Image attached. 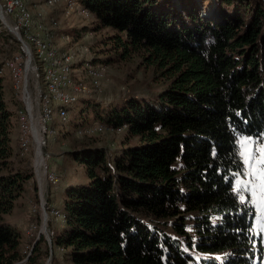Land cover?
Returning a JSON list of instances; mask_svg holds the SVG:
<instances>
[{
    "label": "trees",
    "instance_id": "16d2710c",
    "mask_svg": "<svg viewBox=\"0 0 264 264\" xmlns=\"http://www.w3.org/2000/svg\"><path fill=\"white\" fill-rule=\"evenodd\" d=\"M76 2L170 82L153 102L101 105L94 88L61 105L65 121L69 105L86 101L97 120L80 129H126L141 144L112 155L105 146L66 152L83 163L89 183L64 191L53 245L72 264H261L253 207L234 189L244 169L238 137L264 134V0H217L211 16L194 4L173 10L169 0ZM45 27L53 41L54 27ZM12 115L0 74V264L21 260V233L3 215L32 177L11 165Z\"/></svg>",
    "mask_w": 264,
    "mask_h": 264
},
{
    "label": "rangeland",
    "instance_id": "374dc122",
    "mask_svg": "<svg viewBox=\"0 0 264 264\" xmlns=\"http://www.w3.org/2000/svg\"><path fill=\"white\" fill-rule=\"evenodd\" d=\"M29 1V13L33 21V27L30 28L31 32L34 36L41 35L48 32L45 25L47 27H54V39L52 38L53 41H51L49 35V40L61 52L71 56V74L74 78L85 79L83 81L89 83L87 70L91 67H99L100 74L97 77V93L92 97L97 102H100L101 105L117 104L130 98L153 102L158 93L169 84L170 80L162 75V73L160 74L156 66L145 59L146 53L144 51H126L122 49L118 46L116 38L118 33L110 28L99 26L93 21L92 15L89 16V13L88 15H84L74 12L77 11L78 7L68 13L64 7V12L62 13V8L58 5L62 0H55L59 2L52 4L47 3V0ZM169 2H171L173 10L179 12L186 10L187 6L193 4L195 6L193 8L196 11L200 8V11L203 10L207 16L215 15L217 8L220 10L217 0H169ZM65 6H67L66 3ZM227 7L229 9L231 5ZM184 13H182L183 17ZM39 20L45 25L39 22ZM84 26L89 28L88 31L82 30ZM2 27L5 30L0 33V65L2 68L0 74L4 85V97L13 114L11 117L13 124L11 126H14L11 131V144L13 148V156L10 159L11 165L15 169H22L32 174L22 195L16 200L12 210L3 215V220L15 226L21 233L19 248L21 260L17 264H27L30 255L35 259L33 264H72L65 257V251L54 246L52 241L54 233L63 225L64 191L70 186L87 185L89 179L83 163L74 160L71 154L66 152L68 150H78L83 146H105L112 155L119 147L139 145L141 141L138 136L129 135L126 129L115 133L107 131L104 128H98L100 127L99 124L97 126L93 125V128L89 126L88 129H80L79 127L88 121L97 120L95 114L90 109L85 108L86 101L83 103L78 101L69 105L67 107L68 116L65 121L61 120L58 113V109L62 106L59 105L57 107L56 104H52L48 125H46L47 123H43L53 133L49 132L47 128L45 137L41 141L39 140V142L41 150L49 151L52 154V159H56V162H50V166L57 169L61 177L58 185L49 186L46 182H42L41 195L43 198L41 199L38 183L36 182L38 180V171L35 170V157L30 156L34 152L31 148L24 156L19 154V120L17 111L20 108L22 109V104L19 93L14 89L11 73L4 66L16 54L23 56V46L22 52H19L20 45L18 47L13 42L14 38L18 40L16 33L11 32L3 24ZM35 28L38 29L36 33ZM31 50V57L27 58L26 64V68H30V75L27 72L29 83L31 85L33 82L36 83L38 78L42 88H45L43 77L44 64L37 58V46L34 42H31ZM12 53L15 54L10 57ZM25 59L26 55L22 60ZM77 131H81L80 133H84L85 136L78 135ZM245 137L250 136L240 135L238 137L239 153L241 143ZM252 138L254 141L257 140L254 137ZM49 174L57 175L54 171H51ZM250 179L251 176L245 174L244 165L243 171L235 180V188L238 182L247 183ZM238 194L240 199L243 198V201H247L253 207V234L255 238L261 237L264 250V231H262L264 229V207L255 202L257 201V197L252 192L245 189L238 192ZM33 205H35L36 209L34 211ZM44 207L47 215H43ZM44 218L46 219L45 222ZM31 225L35 226L34 235L28 237L27 229ZM42 226H44V231H42ZM261 264H264V256Z\"/></svg>",
    "mask_w": 264,
    "mask_h": 264
},
{
    "label": "bare ground",
    "instance_id": "6f19581e",
    "mask_svg": "<svg viewBox=\"0 0 264 264\" xmlns=\"http://www.w3.org/2000/svg\"><path fill=\"white\" fill-rule=\"evenodd\" d=\"M62 1H64L67 5L65 6L67 13L71 10L77 9L78 7L76 0ZM14 3H17L18 6V17L25 18H18L17 21H15L14 31V28L10 26V23H8L6 19L1 17L0 5V19L2 21L1 23L5 27H8L11 32L16 33L18 37L17 41H19L23 46V56L20 54H16L12 59H15L16 57L17 60H22L25 55H27V57H31V42H34L37 46V58L44 64L43 77L45 81V88H42L41 82L37 78V82L34 83L33 86V93H43V103L42 110L40 113V120H42V130L47 131L48 127H46L44 123H47L46 125H48L52 111V104L61 106L67 103H72L73 101H75L76 97L79 94L88 93L94 88L97 89V77L100 74L99 67H91L87 70V78H89V83H86L87 81H83L85 79L82 80L74 78L71 74V56L61 52V50H59L55 45H53L52 42H50L49 40L50 38L48 33H43L41 35L38 34L34 36V34L31 32L30 28L33 27V21L30 17L29 9L27 6V4H29L28 0H14ZM77 10L80 14L88 15L87 10L80 8H78ZM29 21L32 23V25H29ZM43 42H45V49L41 52L39 50V47H43ZM54 62H58V67L60 68V70L57 71V64H54ZM23 65L24 62H17V71H24ZM5 67L11 73L14 89H16V91L19 93L20 101L22 102V109L20 108L17 111L19 120L18 150L19 154L24 156V154L27 153L31 148L34 152V141L36 140V131L34 132V130H29L28 125L22 124V122H25L26 120H31V112H24V100L27 99V78L18 77L17 80L16 71H10V61L6 62ZM54 84H58L59 89H66V87H69L71 89L67 90V93L60 94L59 89ZM58 113L62 119H65L66 112L64 109H62V107L58 109ZM49 132L53 133V131L51 130H49ZM45 135L46 132H41L37 136V147L41 148L39 140L41 141V139L45 137ZM20 136H23V139H25L24 152H22ZM34 157V161H36L38 165L41 162V151L37 150V156ZM57 179V176L54 174L48 175V181H57ZM43 215H47L45 207L43 208ZM43 220L44 222L46 221L45 218ZM42 231H44V226H42Z\"/></svg>",
    "mask_w": 264,
    "mask_h": 264
},
{
    "label": "built area",
    "instance_id": "2783aa9c",
    "mask_svg": "<svg viewBox=\"0 0 264 264\" xmlns=\"http://www.w3.org/2000/svg\"><path fill=\"white\" fill-rule=\"evenodd\" d=\"M1 5V17L7 20L8 23H10V26L14 28L15 31V21H17L18 18H25V17H18V6L17 3H14V0H0ZM29 20V19H28ZM29 25H32V23L29 21ZM38 32V29L35 28V33ZM22 41V39H21ZM45 49V42H43V47H39V50L42 52ZM27 55L25 60H17L10 59V71H16L17 73V80L18 77H25L27 78V99L24 100V112H31V120H26L25 122H22V124L28 125L29 130L36 131V140L34 141V154H30V156H37V150L41 151V162L37 165H35V170L38 171V180L36 182L38 183L39 192L41 195L42 192V182H46L49 184V186L58 185L59 179L57 181H48V174L51 171H57V169L52 168L50 166L51 161H55L56 159H52V154L49 151H43L41 148L37 147V136L41 132H46V130H42V121L40 120V113L42 110V103H43V93H33V86L34 82L31 85L29 83V79L27 77V72L30 75V68H26L27 64ZM17 62H24V71H17ZM54 64H57V71L60 70L58 67V62H54ZM59 89L58 84H54ZM71 88L66 87V89H59L60 94L67 93V90ZM59 100V99H58ZM20 141L22 144V152H24V141L23 136H20ZM48 143V141H47ZM35 209V205H33V211ZM35 226L31 225L30 228L27 229L28 237L33 236L34 234Z\"/></svg>",
    "mask_w": 264,
    "mask_h": 264
},
{
    "label": "snow or ice",
    "instance_id": "6c2138e0",
    "mask_svg": "<svg viewBox=\"0 0 264 264\" xmlns=\"http://www.w3.org/2000/svg\"><path fill=\"white\" fill-rule=\"evenodd\" d=\"M240 156L245 165V174L250 175L251 179L247 183L238 182L234 191L246 189L252 192L257 197L255 202L264 207V134L255 141L252 137H245L241 143Z\"/></svg>",
    "mask_w": 264,
    "mask_h": 264
},
{
    "label": "crops",
    "instance_id": "0c3cea01",
    "mask_svg": "<svg viewBox=\"0 0 264 264\" xmlns=\"http://www.w3.org/2000/svg\"><path fill=\"white\" fill-rule=\"evenodd\" d=\"M11 123H12V120H11ZM13 124V123H12ZM14 126H12V130H13Z\"/></svg>",
    "mask_w": 264,
    "mask_h": 264
},
{
    "label": "water",
    "instance_id": "95a60500",
    "mask_svg": "<svg viewBox=\"0 0 264 264\" xmlns=\"http://www.w3.org/2000/svg\"><path fill=\"white\" fill-rule=\"evenodd\" d=\"M43 197L41 196V199H42ZM17 264V263H16Z\"/></svg>",
    "mask_w": 264,
    "mask_h": 264
}]
</instances>
